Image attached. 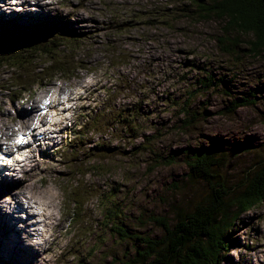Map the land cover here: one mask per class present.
<instances>
[{"label": "rangeland", "instance_id": "374dc122", "mask_svg": "<svg viewBox=\"0 0 264 264\" xmlns=\"http://www.w3.org/2000/svg\"><path fill=\"white\" fill-rule=\"evenodd\" d=\"M50 1L43 2V12L35 20L21 23L19 18H0V39L30 29L54 31L57 22H64L62 33H82L81 46L68 62L64 59L69 57L60 61L45 55L34 57L30 48L24 50L22 43L14 40L6 42H16L18 48L11 50L5 42L1 49L0 140L15 139L29 119L36 129L33 118L44 98L59 93L61 100L69 99V108L61 112L60 131L53 132L57 133L55 145H51L47 134L45 145L29 154L27 168L20 171V177L5 183L15 193L27 190V196L39 202L46 215L52 212V223L42 213L25 208L24 203L16 213L19 218L14 219L17 235L14 224L11 222L9 227L8 221L0 217V233L7 232L3 239L0 237V264H111L114 255L121 256L131 247L130 242H118L112 237L105 225L106 210L101 200H106L107 207L112 204L111 198L122 202L123 219L132 218L135 233L161 238L164 229L150 216L164 217L173 226L181 209L190 210L192 200L199 199L209 188L202 180H188L189 168L183 157L162 164L156 161L158 154L168 156L174 150L211 142L216 150H231L222 172L225 185L214 191H219L221 201L233 203L226 195L232 197L244 190L248 173L257 167L264 150V51L254 55L247 50L245 42L253 38L252 34H238L237 30L226 34L225 22L189 16L186 8L191 0ZM114 15L120 21H113ZM125 18H136L137 25L123 30L122 33L130 32L121 36V27L128 28ZM153 18L158 22L145 23ZM118 35L117 49L111 51L108 45ZM223 35L241 40L235 51L223 49L218 42ZM51 36L37 39L48 41ZM65 44L58 50L71 57ZM13 54L33 59L30 69L31 74H36L31 79L37 78V83L24 88L16 84L18 70L3 61ZM64 65L67 67L52 74L44 73L46 68ZM207 76L220 81L212 77L213 85L203 88L198 80ZM166 96L173 104L163 101ZM244 96L255 102L233 113L225 109L231 100ZM185 100L201 112L187 129L177 122L181 116L179 106H175ZM135 104L144 111L136 117V134L124 133V125L117 119L106 126L93 123L100 112L113 117L122 111L125 116ZM53 109L57 110V106ZM25 110L34 114L28 115ZM55 112L50 111L45 118ZM84 122L93 129H80ZM157 128L164 135L154 140L152 151H131L135 144L143 142V135ZM101 145L108 146L107 151ZM173 182L177 188L169 187ZM49 190L51 194H47ZM10 193L0 197L4 212L7 198H13ZM77 201L82 205L80 217L75 218ZM139 214H143L144 224L137 221ZM39 220L45 223L42 235L35 224ZM18 223L27 225V230ZM227 234L236 243L228 247L221 264H264V202L239 215Z\"/></svg>", "mask_w": 264, "mask_h": 264}, {"label": "trees", "instance_id": "16d2710c", "mask_svg": "<svg viewBox=\"0 0 264 264\" xmlns=\"http://www.w3.org/2000/svg\"><path fill=\"white\" fill-rule=\"evenodd\" d=\"M137 12V11H134ZM186 13L194 17L197 20H214L217 19L219 22H225L223 33L230 34L233 30H237L238 34H252L253 38L246 41L247 50L254 55L264 51V0H191V4L187 6ZM155 16V15H152ZM157 16V15H156ZM121 17V16H119ZM116 15L113 16V21ZM126 27H121L118 34L121 36L129 34V32L122 33L123 30H127L130 27L133 28L137 25L136 18H125ZM158 22L157 18H153L145 21V23L152 25ZM62 28L63 23H58ZM117 28L120 27V23H117ZM232 30V31H230ZM28 30L24 34L10 33L3 39H0V52L6 43H8L11 50L18 48L16 42H6L8 40L18 41L21 44L22 49L30 50L33 56L45 55L48 59L60 61L63 58L64 62H68L74 59L76 50L80 48L79 40L81 32L66 34L58 30L55 34L54 31H38ZM250 34V35H251ZM45 35H52L48 41H44ZM108 45L111 51H116L117 44L119 42V36ZM62 41L61 39L65 38ZM20 40V41H19ZM44 41V42H43ZM6 42V43H5ZM218 42L223 44L225 51H235V48L240 45L241 40L239 38H230L223 35L218 38ZM65 45L70 48L72 55L71 57L63 54L58 49L61 45ZM73 58V59H72ZM3 61H8L17 70L18 77L16 78V84L21 87H29L34 83L38 82L37 78L31 79L36 73L31 74L33 69V59L25 60L13 54ZM60 64V63H59ZM67 65L58 67L46 68L44 73L52 74L59 68H65ZM38 70V68H34ZM39 74V78H40ZM215 78V76H212ZM212 77L207 76L206 78H200L198 83L201 87L209 88L213 85L214 80ZM217 82L218 78H215ZM223 83V82H222ZM28 89V88H25ZM163 101L167 105L173 104L169 96L162 97ZM254 100H250L247 96L241 98H234L230 102V106L226 107L229 112H235L238 107L248 106L254 103ZM175 106H179V125L181 128H189L196 123L198 117L201 116V112L192 106L190 101L185 100L183 104L175 103ZM130 113L125 116L122 111L114 113L113 117L110 115L100 114L97 116L98 119L94 120L93 123L102 124L105 126L109 125L111 121L117 119V123L124 125V133L129 132L136 134L137 126L134 125L136 117L141 116L144 111L140 105L135 104L130 107ZM82 129L90 130L91 125L84 123ZM99 130L103 128L98 127ZM98 129L94 128L95 131ZM158 128L155 132L143 135V142L135 144L131 151L134 153L138 152H150L153 150V142L161 138ZM134 139L136 136H132ZM121 138V137H120ZM264 146V145H263ZM102 150L107 151L106 145L100 146ZM245 150H248L249 145H246ZM99 152L102 154L103 151ZM75 153V150H72ZM107 155V152L104 153ZM160 157L156 159L162 164L165 161L173 163L178 158L183 157L184 162L189 168L188 180L198 181L202 180L205 185L209 188L206 192L196 200H192V207L190 210H182L177 216L176 222L173 226L168 225L164 217L150 216V220L160 225L164 229V235L161 238H152L150 235H140L135 233L131 226L132 218L126 217V221L123 219L122 202H115L112 198L111 206H106V200H101V205L105 211V225L109 226V231L112 237H115L118 242H130L131 247L126 248L121 256H113L111 264H221V260L224 257V253L228 252V247L235 244V240L231 239L227 234V231L232 229V223L238 219L239 215L251 210L253 207L258 206L261 202H264V150L262 159L257 162V167L253 171L248 173V182L244 190L235 194L232 197L228 195L227 200H233V203L223 202L222 196L219 191L215 189H221L225 185V179L223 177L224 166L231 156V150L228 153L216 150L214 143L211 142L209 145L186 147L181 150H174L168 156L158 154ZM168 158V160H166ZM157 167V166H156ZM155 168V167H154ZM85 173V171L83 172ZM250 173L251 176H250ZM215 183V185H214ZM170 188H177L178 184L173 182L169 186ZM107 195V194H106ZM127 195L125 191L124 196ZM109 199V198H108ZM225 200V199H224ZM114 201V202H113ZM79 208H76L77 215L73 213L75 218L80 217L81 201L76 202ZM235 208V211H234ZM143 214L137 216V221L144 224L142 220ZM130 219V220H129ZM136 220V219H135ZM232 222V223H231Z\"/></svg>", "mask_w": 264, "mask_h": 264}, {"label": "bare ground", "instance_id": "6f19581e", "mask_svg": "<svg viewBox=\"0 0 264 264\" xmlns=\"http://www.w3.org/2000/svg\"><path fill=\"white\" fill-rule=\"evenodd\" d=\"M27 1L25 2V4L23 5V4H20V5H23V6H18L19 7V9L21 10H23V13L24 14H26V15H28L29 17H30V19L31 20H35V19H37V17L38 16H40V12H43L39 7H38V5H34V4H31L32 6H30V7H27L26 5H27ZM40 3H42V2H40ZM41 6H43V8L45 7V4L44 3H42V5ZM28 9H30V10H34L33 12H29L28 11ZM6 11V8H2L1 10H0V18H3L4 16H6L3 12H5ZM75 16V15H74ZM61 29V27L58 29V30H60ZM68 107L66 106V105H64V103H63V105H62V107H61V109H60V111H63V110H66ZM27 113H28V115H33L34 114V112L32 111V110H25ZM20 116H23V115H20ZM28 117V116H27ZM26 117V118H27ZM54 119V118H53ZM56 119H57V121H56V124L54 125V127H55V129H53V131L54 132H59L60 131V124H58V123H60V122H62V117H61V113L60 114H58L57 115V117H56ZM29 120H31V119H29ZM57 133H52L49 137L52 139V143H51V145H55L54 143L56 142L55 141V139H53L54 138V136L56 135ZM58 134H60V133H58ZM2 136H0V138H1ZM7 139V137H4L3 138V140H0V145L1 144H3L4 142H5V140ZM30 141V140H29ZM34 150H31L30 151V155H33L34 154V152H33ZM26 161H29V156H28V158L26 159ZM237 177V176H236ZM0 180H2V181H6V179H2L1 178V175H0ZM14 181V180H13ZM24 186V185H23ZM6 192H11L10 194H12V196H13V202H15V204H12V201L10 200V198L8 199L7 198V201H8V205H11V211H10V213H11V215H12V217L13 218H10V217H7V216H5L4 214H3V211H2V206H3V202H2V198H0V217H2V218H4V220H7L8 221V223H9V227H10V223L12 222L13 224H14V230L16 231L15 232V234L17 235L19 232H17V227H16V224H15V222H14V219H18L19 217H17V215H16V213H18L19 212V210H22V204L23 203H25L24 202V200H27V199H31V197H28L27 196V190H24L22 193H15L16 191H12L11 189H10V186H6L5 185V183H0V197H1V195L3 194V193H6ZM48 193L47 194H51V190H49V191H47ZM21 197H24L23 199L21 198ZM23 208H24V205H23ZM27 208H30V207H28L27 206ZM31 209H33V213H35L36 211H35V208L34 207H32ZM54 214V213H53ZM3 215H4V217H3ZM50 217L52 216V212H49V214H48ZM1 224V223H0ZM19 224V223H18ZM20 225V227L22 228V229H25V230H27V225H25V224H19ZM1 227L3 228V226L1 225ZM24 230V231H25ZM7 234V232H1L0 233V237L3 239V237L5 236Z\"/></svg>", "mask_w": 264, "mask_h": 264}, {"label": "clouds", "instance_id": "9594fccd", "mask_svg": "<svg viewBox=\"0 0 264 264\" xmlns=\"http://www.w3.org/2000/svg\"><path fill=\"white\" fill-rule=\"evenodd\" d=\"M45 2H49V0H45ZM13 3H15V0H13ZM8 143H14V141H8ZM21 198L23 199L24 197H21ZM26 203H31V201H26ZM41 219H43V217H41ZM49 223H52V221H49ZM41 227L43 230V226H41ZM46 235H47V233H46ZM40 242H42V240Z\"/></svg>", "mask_w": 264, "mask_h": 264}, {"label": "snow or ice", "instance_id": "6c2138e0", "mask_svg": "<svg viewBox=\"0 0 264 264\" xmlns=\"http://www.w3.org/2000/svg\"><path fill=\"white\" fill-rule=\"evenodd\" d=\"M17 143H23L24 142V138L21 136V138L18 140V141H16ZM10 162V161H9Z\"/></svg>", "mask_w": 264, "mask_h": 264}, {"label": "water", "instance_id": "95a60500", "mask_svg": "<svg viewBox=\"0 0 264 264\" xmlns=\"http://www.w3.org/2000/svg\"><path fill=\"white\" fill-rule=\"evenodd\" d=\"M234 152H236V151H234ZM234 152H233V153H234ZM231 155H232V154H231Z\"/></svg>", "mask_w": 264, "mask_h": 264}]
</instances>
